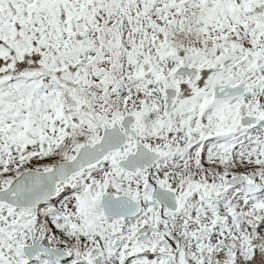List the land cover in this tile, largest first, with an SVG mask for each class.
I'll list each match as a JSON object with an SVG mask.
<instances>
[{
	"label": "snow or ice",
	"instance_id": "obj_1",
	"mask_svg": "<svg viewBox=\"0 0 264 264\" xmlns=\"http://www.w3.org/2000/svg\"><path fill=\"white\" fill-rule=\"evenodd\" d=\"M0 264H264V0H0Z\"/></svg>",
	"mask_w": 264,
	"mask_h": 264
}]
</instances>
